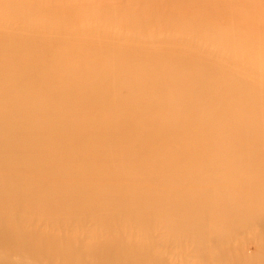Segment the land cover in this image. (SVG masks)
Here are the masks:
<instances>
[{
  "label": "bare ground",
  "instance_id": "obj_1",
  "mask_svg": "<svg viewBox=\"0 0 264 264\" xmlns=\"http://www.w3.org/2000/svg\"><path fill=\"white\" fill-rule=\"evenodd\" d=\"M155 1V7L143 0L139 10H129L106 8L100 0L87 5L78 0H0V20L10 24H0V248L7 253L21 249L34 260L46 256L50 263L59 258L64 264H161L160 254L151 253L141 239L148 227L163 225L164 238L191 234L193 240H187L201 252L209 233L217 264L234 258L221 243L241 229L232 225L235 220L263 227L264 177L257 179L250 170L264 169V89L256 85L243 91V82L222 69L227 65L221 60L206 67L210 75L202 77L198 62L184 57L197 35L220 40L222 53L264 51V32H256L264 27L263 6L235 8L233 0H212L221 5L215 12L198 8V0H176L173 6L195 11L186 16L182 9H158ZM237 15L250 22L244 33L236 28ZM91 16L98 24L101 19L118 23L124 37L149 17L161 32H172L171 43L186 46V52L181 58L158 55L152 66L151 56L140 57L132 48H55L6 40L28 31L27 25L64 29L73 20L92 23L87 21ZM66 32L74 36L70 29ZM225 33L234 40L222 42ZM254 60L264 68V60ZM153 67L169 71L172 78L168 97H152L146 104L140 92L152 82ZM58 72L65 80L54 83ZM178 72L182 75H174ZM122 88L128 98L121 99ZM186 90L194 94L183 100ZM238 108L243 114L235 113ZM253 137L261 138V146L253 144ZM179 183L182 192L175 189ZM86 220L94 225L95 242L84 254L72 241L34 232L42 224L56 231L70 227L74 233ZM103 234L108 239L101 241L98 235ZM258 261L264 264V255Z\"/></svg>",
  "mask_w": 264,
  "mask_h": 264
},
{
  "label": "rangeland",
  "instance_id": "obj_2",
  "mask_svg": "<svg viewBox=\"0 0 264 264\" xmlns=\"http://www.w3.org/2000/svg\"><path fill=\"white\" fill-rule=\"evenodd\" d=\"M78 1L85 5L92 4L94 2V0H78ZM150 1H152L153 6L155 7L156 1L155 0H150ZM175 1L176 0H159L157 8L158 9L173 8L174 10L182 9L186 16H192L193 14H195V11L192 10L191 7H182L179 5L173 6ZM198 1H199L197 3L198 8L201 7L210 8V9L213 8L214 11L217 12L221 7L220 3H214L212 0H198ZM217 1L220 2L221 0H217ZM233 1L235 4L234 5L235 8L241 6L247 7L250 4H256L254 6L262 5L264 9V0H233ZM100 3L102 5H105V7L109 6V9L112 7H124L129 10L130 9L139 10L143 4V0H100ZM61 4L62 2H59V5L63 7ZM2 9H5V5L2 7ZM246 9H250L249 6ZM215 14L216 13H214V15ZM96 19L97 18L91 16L87 21L92 20L91 21L92 23L83 22L85 25H83L82 22L80 21L73 20L71 25L64 29H57V28L52 29L51 27H48V29L51 31L49 32L50 34L47 33L49 30H45V26L40 28L41 30L40 31L38 28L35 27L31 28L30 26L27 25L25 28L27 27L29 28H27L26 30L33 29L32 33L29 30L24 31L25 29L23 30L21 29L22 33L21 32L15 33L14 36L7 35L6 40L10 39L11 37L14 39L33 42L35 44H40V45L44 44L43 46L52 45L55 46V48L56 46H60V45H69L74 47H79L80 45V46H84L85 48L91 46L107 47L109 49L124 48L125 50L128 48H132L135 51V53L139 54L140 57H147L146 56L147 54L148 56H151L150 64L152 66L156 61L155 57H157L158 55L172 54L176 57L181 58L183 56H178V55L181 54L182 52L184 53L186 52L184 50V48L187 49L186 46L184 45L174 46V44L171 43L169 38H171L170 36L173 35L172 32H169L168 30L165 31L162 30L161 32V30L157 29L158 27L154 26L149 21L150 19L149 17L147 20L142 19L138 24L135 25V27H132V30L134 32H131V34L129 35L127 34L126 36L127 37L129 36L128 38H126V36L124 37L125 34H123V31H121L122 26L119 29L118 23L114 21H109V22L103 21L102 23V19H101L100 23L98 24L96 23ZM262 21L264 22V19H262ZM3 23H4L3 20H0L1 26L3 27L4 25L6 27L10 26V24L7 22H5L4 25ZM211 24L212 23L210 21H206V25H211ZM81 25L83 26L81 27ZM235 25L238 31L239 29L241 30L239 31L241 33L251 28L250 22L243 16H238L235 19ZM94 26H96V29L94 28ZM80 27L83 28V30ZM67 29H70L72 32H74L73 37L67 34L66 32ZM34 30L35 31L37 30V32H35ZM81 31L83 33H81ZM38 32L41 33V35H39ZM256 32L258 34H262L264 32V27L261 30H256ZM84 34L86 36L83 38L82 35ZM87 34L89 35V37L87 36ZM132 34L134 35V37H131ZM45 35H47L46 36L47 38L45 37ZM205 37L206 36H202V35L195 36L194 38L195 43L192 45L193 49H191V52L187 53V55L184 56V57H189L190 59H194L198 62L200 68H202V73H200V76L208 77L210 75L211 70L206 67L213 68L215 67L217 61L221 60L222 62L224 61L223 63L227 65L225 66L223 64V68L222 67L221 68L228 69L229 73H232L233 75L235 74L236 77L243 82V86L241 88L243 91L249 93L251 92V87L256 85L264 89V76H263L264 68L256 66L254 64L255 63L254 57L260 58L262 59V61L264 60V51H262L261 49H257L253 52V54H243V53L241 54L240 51H236V52L226 51L225 49L224 53H222L223 48L219 46L220 40L216 43L215 41L211 42L209 40L204 39ZM82 39L85 41H83ZM126 40H128L129 44H127ZM233 40H234L233 36L227 33H225L222 36V42H229ZM70 43H73L74 45ZM253 43H255L257 46L260 45V43L257 42L256 40H253ZM221 53L222 54L226 53V54L222 56ZM48 60L51 61V59ZM240 63L243 65H241ZM156 68L157 67H153L152 72L150 71L152 75L151 76L152 82L147 86V88L144 91L140 92L143 93L142 101L145 102L146 104H151L152 97L156 101H163L168 97V92L170 87L169 80H171L172 78L171 77L172 73H170L169 71H159ZM174 75H182V73L178 72V73H174ZM62 76H63L62 73L59 72L55 73V75H53L52 81L54 83L57 82L61 83L65 80V78H63ZM121 90L122 91L119 92L121 99L128 98L129 97L128 90L125 88L124 89L122 88ZM182 94L183 95H181V99L188 100L191 99V97L193 96L194 90H186ZM197 112L202 114L203 116H206L208 113L207 110H201V111L199 110ZM235 113L243 114V110L241 108H238L235 110ZM260 139L261 138L259 137L252 138V142L256 147L261 146ZM250 172L255 173L252 176L257 179H262L264 177L263 168H260L255 171L250 170ZM93 175L97 176L98 174L94 173ZM182 188L183 187L181 186V183H179V185L175 189L178 192H182L183 191ZM241 212L245 213L246 211L241 210ZM261 217L263 218V227L261 225L245 227L248 223L243 225L241 220H235L232 225L235 227H241V229L228 233L225 236V240L221 243V246L225 247V249L227 250L225 252H229V255L231 256L234 255L235 259L233 258V260L236 261L238 264H243L245 262L255 264L256 263L255 261L258 262L256 264H261V262L258 260L260 257L264 255V252H261V250H263L262 248H264V215H262ZM223 223H225L224 219H223ZM93 226L94 225L90 220H86L77 230L78 232L72 233L70 232V227L68 229L58 228V231H56L55 228H46L45 225L39 224L37 228L34 230V232L42 231L43 233L49 235L58 236L61 240L65 238L64 242L72 241V243H74L77 246L78 250H81L83 253V249L86 246H89L95 242V239L93 237V233H94ZM153 228L154 227L152 226V229ZM152 229L150 227L147 228V233L149 234L144 238H142L141 242L143 243V245L149 246L151 253L160 254L161 259L163 260L161 264H206L207 262H211V264L215 263L214 259L211 256L212 252L214 251L215 244L211 242L212 237L209 233H205L203 240L201 241L203 246V250L201 252L198 251L195 245L193 247L192 244L188 241L189 239L193 240L191 234H188V237H185L184 232L175 235L171 234L170 236L171 241H170L168 237L165 238L163 237L164 235L163 225H161V227H156L153 230ZM115 235L118 236L119 234L117 233ZM98 237L100 238L101 241L106 240V238L108 239V236L104 234L98 235ZM172 241H175L177 244L174 245L173 244L174 242ZM62 244L64 243L62 242ZM75 245L73 246L74 248ZM72 252H74V250H72ZM202 253H203V259L200 258V255ZM83 256L86 257V255ZM233 260H228V262L225 263H222V260H219L217 264H232ZM64 263L65 261L59 258H56L53 263H50V261L46 256H41L39 260H34L24 250L20 249L19 251L16 252L12 250L9 253H7L4 249L0 248V264H64ZM81 264H92V263L88 261H84Z\"/></svg>",
  "mask_w": 264,
  "mask_h": 264
}]
</instances>
